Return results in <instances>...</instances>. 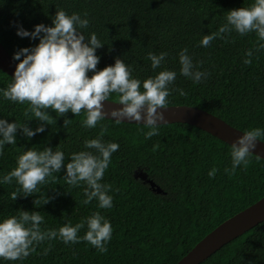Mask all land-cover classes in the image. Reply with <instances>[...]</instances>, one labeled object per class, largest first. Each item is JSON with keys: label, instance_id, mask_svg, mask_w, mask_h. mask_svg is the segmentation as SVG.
<instances>
[{"label": "trees", "instance_id": "16d2710c", "mask_svg": "<svg viewBox=\"0 0 264 264\" xmlns=\"http://www.w3.org/2000/svg\"><path fill=\"white\" fill-rule=\"evenodd\" d=\"M253 0H0V42L10 55L37 39L17 35V25L32 30L37 23L51 24L56 9L67 13H87L89 25L81 31L87 37L95 32L103 43L96 49L97 68L114 63L119 56L141 80L155 75L147 53L164 51L161 68L176 71L169 85L170 104H187L204 109L230 125L243 129L264 128V49H256L255 32L240 35L235 31L221 34L208 46H201L202 34L215 32L225 23V11L247 7ZM187 48L193 64L207 72L198 83L179 72L177 53ZM253 50L251 64L242 58ZM13 56V55H12ZM90 74V73H89ZM11 76L0 70V88L7 87ZM182 88L185 95L176 89ZM115 93L109 99L116 100ZM19 103L0 96V117L27 122L35 128L38 118ZM51 121L42 132L26 138L17 129L14 144L0 149V174L15 166L16 156L34 148L59 147L65 154L83 148L85 138L100 132V123L88 128L81 125L83 110H70L57 116L46 109ZM65 118L70 119L67 125ZM102 138L119 144L111 154L102 183L111 185L112 207L97 208L95 199L83 203V182L69 185L64 168L46 177L36 193L11 194L19 189L15 178L0 184V217L14 215L18 209L35 210L44 217L41 229L58 228L64 222L75 224L93 211L109 219L113 231L106 252H99L87 241L64 243L45 239L35 251L17 260L0 258V264H174L215 225L245 208L264 194V159L250 153L246 165L237 166L231 175L230 144L183 122L159 124L157 134L145 138L142 123L106 118ZM146 130V129H145ZM264 141V138H261ZM155 145V147H154ZM216 173L209 177L208 171ZM143 170L163 190L152 191L134 177ZM50 199L43 203L44 197ZM86 231L81 228L78 235ZM45 249L47 251L45 252ZM198 264H264V220L228 241Z\"/></svg>", "mask_w": 264, "mask_h": 264}, {"label": "clouds", "instance_id": "9594fccd", "mask_svg": "<svg viewBox=\"0 0 264 264\" xmlns=\"http://www.w3.org/2000/svg\"><path fill=\"white\" fill-rule=\"evenodd\" d=\"M87 15L86 12L81 15L75 11L67 13L63 9H56L51 24L40 22L32 30L22 25L16 27L17 35L37 39V43L22 46L13 52V59L17 63L7 87L0 88V96L14 102H28L27 110L40 123L32 128L27 122H10L0 117V149L5 144L16 143L17 129L26 138L42 132L45 123L51 121V115L46 110L48 107L55 110L57 116L68 110L78 115L83 110L81 125L84 127L92 128L98 122L101 123L100 132L93 138H85L83 148L70 153L67 161L59 147L54 149L45 146L42 150L26 148L20 152L16 156L15 166L0 174V184L11 183L15 178L19 185V189L11 194L13 200L18 193L29 195L38 192L37 186L46 183V177L58 173L63 166L67 184L78 186L83 182V203L88 204L95 199L97 208H111V185L101 180L109 166L111 154L118 149L119 144L102 138L106 131L103 123L105 117L111 118L116 124L124 120L137 123L142 121L144 128L138 130L143 132L145 138L157 134V126L166 121L161 109L169 103V85L176 78L175 70L161 68L167 53H147L151 68L160 70L143 80L133 77L130 66L119 56L114 58V63L98 69L100 57L96 49L103 43L95 32L86 37L81 31L89 25ZM225 21L215 32L202 34L199 44L206 47L216 37L224 38L221 34L232 31L240 35L255 32L258 38L255 48L264 49V0H253L247 7L226 10ZM177 56L181 75L195 83L207 76V72L194 66L187 48H181ZM252 57L253 50L246 49L242 62L251 64ZM176 91L185 95L182 88ZM112 93L117 94L119 106L105 111L103 101L109 100ZM69 122L70 119L65 118L63 124ZM240 133L229 146L231 167L224 169L229 175L235 172L237 166L249 162L250 153L257 141L264 138V128L259 126L243 128ZM215 173L216 168L213 167L207 175L212 177ZM49 199L45 195L43 203ZM43 220L39 211L24 209H18L14 215L0 217V258L23 259L35 251L37 243L53 238L61 239L64 243L84 240L99 252L107 251L106 245L113 228L109 219L99 211H93L75 224L64 222L58 228L42 230ZM85 227L84 234L78 235V231Z\"/></svg>", "mask_w": 264, "mask_h": 264}, {"label": "water", "instance_id": "95a60500", "mask_svg": "<svg viewBox=\"0 0 264 264\" xmlns=\"http://www.w3.org/2000/svg\"><path fill=\"white\" fill-rule=\"evenodd\" d=\"M16 63L17 61L13 59V56L8 53L0 42V70L11 76ZM103 103L105 111L109 108L119 106L118 102L112 99L105 100ZM161 111L164 112L166 121L160 124L173 122L191 124L228 144H230L236 136L241 134V129L230 125L218 116L197 106L170 104L162 108ZM124 122L137 123L135 121L126 120H124ZM251 153L264 159V141L261 139L258 140L256 147L252 149ZM134 177L147 183L152 191L156 193L163 192L159 185L148 178L146 172L143 170H136L134 172ZM262 220H264V194L253 203L215 225L174 264H198L222 245L241 235Z\"/></svg>", "mask_w": 264, "mask_h": 264}]
</instances>
